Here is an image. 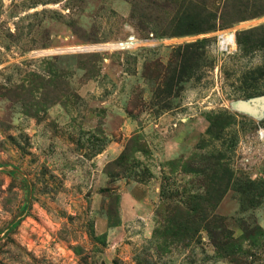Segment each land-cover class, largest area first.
I'll use <instances>...</instances> for the list:
<instances>
[{"label": "rangeland", "instance_id": "rangeland-1", "mask_svg": "<svg viewBox=\"0 0 264 264\" xmlns=\"http://www.w3.org/2000/svg\"><path fill=\"white\" fill-rule=\"evenodd\" d=\"M259 97L264 0H0V264H264Z\"/></svg>", "mask_w": 264, "mask_h": 264}, {"label": "built area", "instance_id": "built-area-1", "mask_svg": "<svg viewBox=\"0 0 264 264\" xmlns=\"http://www.w3.org/2000/svg\"><path fill=\"white\" fill-rule=\"evenodd\" d=\"M132 38L130 36L127 40L131 41ZM235 47L236 43L233 31H220L216 34L215 48L218 52L227 54L232 52Z\"/></svg>", "mask_w": 264, "mask_h": 264}, {"label": "trees", "instance_id": "trees-1", "mask_svg": "<svg viewBox=\"0 0 264 264\" xmlns=\"http://www.w3.org/2000/svg\"><path fill=\"white\" fill-rule=\"evenodd\" d=\"M211 27H212V24L208 20L202 19L201 22L199 24L195 25L193 29H195V31H197V32H202V31L210 29ZM236 42L238 44H243V47L245 49H250L254 45V42H253L252 37L250 35H247V36L242 37V38H238V40H236Z\"/></svg>", "mask_w": 264, "mask_h": 264}, {"label": "bare ground", "instance_id": "bare-ground-1", "mask_svg": "<svg viewBox=\"0 0 264 264\" xmlns=\"http://www.w3.org/2000/svg\"><path fill=\"white\" fill-rule=\"evenodd\" d=\"M135 43V40L132 38L131 39V41H127L126 42V44H128V45H132V44H134ZM124 43H122V45H123ZM125 44V45H126ZM121 44L119 43V41H116V42H111V43H97V44H90V45H84V46H80V48H83L84 50L85 49H87V48H89V47H96V48H105V47H109V46H112V47H118V46H120ZM76 47H79V46H76ZM264 102V99L263 98H261L260 100H258V103H263ZM257 103V102H256ZM240 105H242V106H244V105H254L253 104V102L252 101H250L249 103H246V102H242V103H240ZM262 104H259V106H261ZM249 108H251V107H249ZM260 134H261V136H263L264 135V132L263 131H261L260 132Z\"/></svg>", "mask_w": 264, "mask_h": 264}, {"label": "water", "instance_id": "water-1", "mask_svg": "<svg viewBox=\"0 0 264 264\" xmlns=\"http://www.w3.org/2000/svg\"><path fill=\"white\" fill-rule=\"evenodd\" d=\"M121 45H122V43L123 42H119ZM261 98H264V97H259V98H253V99H250V101H252L253 102V106H255L254 107V109L256 110V109H258V108H262V107H264V105H261V106H259V103H258V100H260ZM242 102H244V101H242ZM257 102V103H256ZM262 140H263V142H264V135L262 136Z\"/></svg>", "mask_w": 264, "mask_h": 264}]
</instances>
